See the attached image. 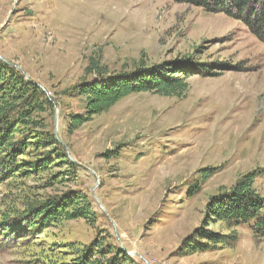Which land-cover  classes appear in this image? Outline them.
<instances>
[{
    "label": "rangeland",
    "instance_id": "374dc122",
    "mask_svg": "<svg viewBox=\"0 0 264 264\" xmlns=\"http://www.w3.org/2000/svg\"><path fill=\"white\" fill-rule=\"evenodd\" d=\"M172 62L208 71L182 98L137 93L71 129L86 112L79 85ZM0 70V88L15 77L47 101L16 103L10 120L31 114L0 181V264H79L92 246L121 264H264L248 225L235 247L189 253L210 198L264 169V43L241 21L173 0H0ZM255 188L264 197V174ZM82 195L90 220L34 223L40 203Z\"/></svg>",
    "mask_w": 264,
    "mask_h": 264
},
{
    "label": "trees",
    "instance_id": "16d2710c",
    "mask_svg": "<svg viewBox=\"0 0 264 264\" xmlns=\"http://www.w3.org/2000/svg\"><path fill=\"white\" fill-rule=\"evenodd\" d=\"M173 1L202 8L208 13L224 14L241 21L256 38L264 43V0ZM207 71L205 64L191 62H172L150 67L141 63L133 71L113 73L85 82L79 85L77 90L87 99L86 112L83 115L72 116L71 129L82 126L91 121L94 116L109 111L125 98L137 93H153L165 97L182 98L190 88L189 79L194 74L204 75ZM9 77L6 76L4 70H0V83H6ZM10 79L13 83L12 86L0 88L1 183L5 180L4 177L11 173L17 161V153L21 151L19 150L21 142L14 141V135L19 131L17 125L20 121L24 123V119L31 115L30 113L22 114L19 120L10 122L11 119H14L16 103H28L32 113L35 111L44 112L45 105H47V101L42 100L43 92L36 85L15 77ZM29 93H31L30 100L26 97ZM45 143H49V140ZM263 174L264 169L246 173L230 189L221 191L210 198L207 220L204 221L201 231H197L194 237L188 240L190 242L189 253L215 250L221 245L235 247L240 240L236 228L245 225L250 226L256 240L264 239V197L255 188L256 179ZM209 177V173L203 174L204 179ZM77 198L65 196L40 203L32 209L34 223L42 225L45 229L64 220L79 218L90 220L93 214L88 198L85 195ZM71 207L74 208L71 209ZM210 222L222 224L225 227L224 231L209 230ZM226 232L228 234H225ZM93 247L89 250L88 257L79 258V264H121L119 256L109 258L105 262L93 260L95 255ZM114 252L110 250L98 253L103 254L105 258L107 254L111 255ZM118 252L121 253L119 250Z\"/></svg>",
    "mask_w": 264,
    "mask_h": 264
}]
</instances>
